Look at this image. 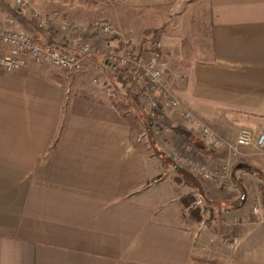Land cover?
<instances>
[{"label": "crops", "instance_id": "obj_1", "mask_svg": "<svg viewBox=\"0 0 264 264\" xmlns=\"http://www.w3.org/2000/svg\"><path fill=\"white\" fill-rule=\"evenodd\" d=\"M105 1L112 6L106 15L78 27L33 0L25 9L0 0V25L12 14L16 29L68 50L83 42L117 50L121 38L144 49L161 37L169 83L185 109L228 143L241 128L264 131V0ZM33 13L46 17L45 31ZM101 63L109 71L100 56L84 69L99 73ZM133 82L117 88L138 114L142 83ZM91 88L70 92L48 64L0 72V264H264V154L254 145L237 153L210 147L201 127L166 109L161 135L148 117L137 120L153 140L141 146L128 116L108 99L113 94ZM182 149L218 181L176 165ZM169 173L176 205L165 209L159 187ZM187 195L200 208L194 217ZM220 231L235 239L226 251Z\"/></svg>", "mask_w": 264, "mask_h": 264}, {"label": "built area", "instance_id": "obj_2", "mask_svg": "<svg viewBox=\"0 0 264 264\" xmlns=\"http://www.w3.org/2000/svg\"><path fill=\"white\" fill-rule=\"evenodd\" d=\"M27 6V0H15V9H25ZM32 19L37 29L45 31L48 28L46 17L33 13ZM14 23L15 16L9 14L4 23L0 25V72H18L30 64H48L58 69L78 71L85 66L89 58L100 56L114 71L125 72L128 81L142 83V86L139 84L138 94L152 126L155 127L154 132L160 133L159 125L162 124L165 109L179 110L180 118L185 120V124L195 129L201 127L199 135L206 145L214 148L227 146L233 153H237L239 147L254 145L259 152L264 154V131L256 133L244 127L238 132L234 143H228L214 129L201 123L199 118L183 107L167 79L164 45L158 38L152 40L147 51L142 54L136 53L127 46V41L117 50L96 49L89 42L82 43L75 50H68L58 43L35 39L28 33L16 29ZM100 28L106 36H113L114 30L110 25L102 24ZM98 77L94 80H99V85L107 87L105 78L102 75ZM188 154L174 155V160L179 165L183 163L181 165L189 168L199 177L218 181L216 171H213L207 163L192 156L193 154ZM253 209L254 215L260 220L262 218L260 207L255 203Z\"/></svg>", "mask_w": 264, "mask_h": 264}, {"label": "rangeland", "instance_id": "obj_3", "mask_svg": "<svg viewBox=\"0 0 264 264\" xmlns=\"http://www.w3.org/2000/svg\"><path fill=\"white\" fill-rule=\"evenodd\" d=\"M33 1L36 2L37 4L40 3L41 7L44 6L46 8V10L44 11V12H46V14L52 16L53 18H55L57 20L65 21L66 23H69V24H78L79 25L78 27H84L89 22L96 20L101 16L106 15L109 8H112V6L110 7V3L108 1H105V0H33ZM97 22H100V21H97ZM156 38H158L162 42L161 37H158V36L156 37L153 35L151 37L149 43L147 44V46L144 49H140L139 47H137V45L134 44V42L130 41L129 39L121 38L122 40L119 43V45L120 44L121 45L117 49H120L121 47H123L125 42L127 41V43H126L127 46L131 47L136 53L142 54V53H145L147 51V47L149 46L150 42ZM165 57H166V55H165ZM101 66H102V69H99V73H97L94 69H89V70L86 69L85 70L84 67L78 71L58 69L56 67H55V69L57 71V75H58L59 79L65 83H67V85L71 89L70 92H73V91H75L76 93L92 92L93 90H92L91 86H93L94 89L99 91L98 93H100V95H104L106 93L108 95H109V93L113 94V95H111L112 97H110L108 99L112 102H116V105L118 107H120V109L122 111H124V113L128 116V118L131 122V126H132V137L134 139H136L137 142L139 144H141V146H142V144H144V146L149 145L150 142L153 140L150 141V139L147 137V135L143 134V132H144L143 124L141 125L140 122H137V120L140 119V116L142 118H145V119L148 117V119H149V115L147 114L146 109L143 108L142 102L140 103L141 104L140 106H142L141 107L142 112L139 110L138 114H132L129 111L130 108L128 107V105L123 103L121 98L119 97L120 95H119L118 88H122L123 86L121 87V85H118V86L115 85V83H114L115 81H114L113 74H112L114 72L113 68L109 67V71L108 70L105 71L106 66L104 65V63H101ZM99 75H102L105 78L107 87L102 88L101 85H99L100 81L94 80ZM167 79H168V77H167ZM168 81H169V79H168ZM79 84H83V90L84 91H80L79 86H78ZM70 86H72V87H70ZM100 87H101V89H100ZM102 89H104V90H102ZM106 89L108 91H105ZM137 103H138V101H137ZM167 122H168V119L165 116H163L162 124L160 123V125H162V126L159 125L160 133L155 132L156 135L162 134L163 130L166 128ZM150 124H152V123H150ZM151 127H152V125H151ZM154 145H155V142H154ZM155 152H156V155H157V153L159 154V152L156 148H155ZM190 152L191 151H189V150L187 152L184 149H182V150H179L177 152L175 151V155L183 156V155L188 154ZM188 156H191V155L188 154ZM175 164L178 166H181V164H183V163H180V165H179L175 161ZM171 179H172V175L170 173H169V175H165L163 177V181H162V183H160V187H159V189L164 190V192L160 195V204L163 205V207H165V209H171L172 207H174L176 205L172 201V197H171L172 194L170 191L171 187L168 186ZM176 180L178 181L177 177H176ZM176 190L178 191L179 189H176ZM182 199L185 200V204H187V206H189V207L193 206V208H190L191 217H194V216H192L193 214H196V215L199 214L200 208L195 207V201H194L192 195H187L186 197H184ZM182 199H181V201H183ZM226 232L227 231H220V233L222 234V237H221V239H219V242H220V248L223 251H226L229 249L231 240H235L234 237H232V233H226Z\"/></svg>", "mask_w": 264, "mask_h": 264}, {"label": "trees", "instance_id": "obj_4", "mask_svg": "<svg viewBox=\"0 0 264 264\" xmlns=\"http://www.w3.org/2000/svg\"><path fill=\"white\" fill-rule=\"evenodd\" d=\"M113 76L115 77L116 80H118L120 82V84H122V86H125L126 84H128V80L126 78V74L125 72H117V71H114L113 73ZM132 82V81H130ZM138 85L136 84V82L134 81L132 84H131V88L133 87H137ZM114 104H116V102H113ZM150 123L151 121L148 120Z\"/></svg>", "mask_w": 264, "mask_h": 264}]
</instances>
